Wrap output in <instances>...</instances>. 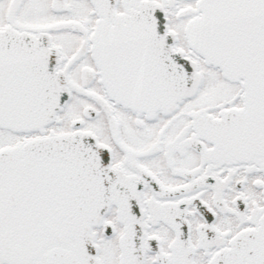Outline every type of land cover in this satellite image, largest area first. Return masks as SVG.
Returning a JSON list of instances; mask_svg holds the SVG:
<instances>
[{
    "label": "snow or ice",
    "instance_id": "obj_1",
    "mask_svg": "<svg viewBox=\"0 0 264 264\" xmlns=\"http://www.w3.org/2000/svg\"><path fill=\"white\" fill-rule=\"evenodd\" d=\"M0 264H264V0H0Z\"/></svg>",
    "mask_w": 264,
    "mask_h": 264
}]
</instances>
